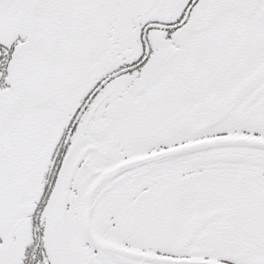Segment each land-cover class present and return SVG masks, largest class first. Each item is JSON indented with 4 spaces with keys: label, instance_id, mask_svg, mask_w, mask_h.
Listing matches in <instances>:
<instances>
[{
    "label": "snow or ice",
    "instance_id": "6c2138e0",
    "mask_svg": "<svg viewBox=\"0 0 264 264\" xmlns=\"http://www.w3.org/2000/svg\"><path fill=\"white\" fill-rule=\"evenodd\" d=\"M0 264H264V0H0Z\"/></svg>",
    "mask_w": 264,
    "mask_h": 264
}]
</instances>
